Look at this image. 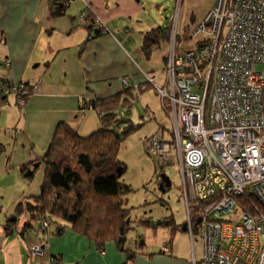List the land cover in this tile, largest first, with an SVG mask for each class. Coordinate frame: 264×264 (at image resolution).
<instances>
[{
    "label": "built area",
    "instance_id": "built-area-1",
    "mask_svg": "<svg viewBox=\"0 0 264 264\" xmlns=\"http://www.w3.org/2000/svg\"><path fill=\"white\" fill-rule=\"evenodd\" d=\"M189 34L210 39L168 55L167 84L154 86L168 100L170 138L146 136L145 150L167 163L176 154L203 264H264V0H214ZM193 202L206 203L194 220Z\"/></svg>",
    "mask_w": 264,
    "mask_h": 264
},
{
    "label": "crops",
    "instance_id": "crops-1",
    "mask_svg": "<svg viewBox=\"0 0 264 264\" xmlns=\"http://www.w3.org/2000/svg\"><path fill=\"white\" fill-rule=\"evenodd\" d=\"M85 3L104 22L110 34L86 41L87 31L72 18L85 8ZM211 4L200 10L201 19ZM143 15L142 0H72L65 17L53 15L51 0H0V30L4 35L0 42V81L38 86L23 109L22 129L30 137L26 143L33 150L29 162L42 158L59 122L68 123L80 134L100 125L96 111L80 110L87 101L109 99L122 93L125 78L138 87L147 77L156 80L160 69L164 73L161 61L154 60L153 67L150 66L154 53L149 60L141 53L142 35L150 30L138 19ZM158 54L156 58L162 56L161 52ZM10 105L9 96L0 98V114ZM15 112H11L12 116ZM33 225L38 228V224ZM177 233L170 235L169 232L170 255L161 254L158 247L147 249L144 243L141 247L137 243L141 236L133 234L134 241L126 244V248L136 252L128 264H194V261L200 264L202 253L198 259L194 254L177 255L172 244ZM7 234L5 226H0V245L6 242ZM19 234L27 251L33 245H45L41 257L45 259L40 264H125L127 261L126 254L113 242L107 243L100 254L86 238L71 231L58 234L55 226L41 231L37 239ZM13 243L20 261L23 249L20 250L15 240ZM36 258L31 256L32 264H36Z\"/></svg>",
    "mask_w": 264,
    "mask_h": 264
},
{
    "label": "rangeland",
    "instance_id": "rangeland-1",
    "mask_svg": "<svg viewBox=\"0 0 264 264\" xmlns=\"http://www.w3.org/2000/svg\"><path fill=\"white\" fill-rule=\"evenodd\" d=\"M55 1L56 0H51V5L52 2ZM142 3L145 15L138 18L142 25L144 24L145 27L149 29L170 26L172 28L171 36L173 37V34H178L177 39L173 40L171 37L169 42L164 45L165 47H162L163 49L161 51H163L165 54L164 57H166L170 54L172 49L174 52L180 53L188 46H194L195 43L189 38L186 27L188 26L189 29L194 28L201 20L202 16L200 15L202 13L200 10L206 9L211 3L212 6L214 0H142ZM89 7L88 5V8ZM90 10L93 11L91 7ZM95 17L100 28L105 31L106 25L104 22L97 15H95ZM79 22L80 24H85L86 20H80ZM174 29L176 34L173 31ZM161 51L153 52L155 56L151 58L150 66L153 67L155 63L154 60H158V62L161 61V56L160 58H156V55L158 56V53ZM142 55L144 54L142 53ZM5 66L7 68L10 67L9 63H6ZM150 71L153 70L150 69ZM158 72L160 74L155 77V81L165 86L167 75L163 73L161 69ZM14 88L17 89V95L15 96L12 94V96H9L11 105L7 110L3 109L0 114V126L4 125L0 127V226H3L8 220L13 219L11 217L19 202H23L24 200L32 201L33 199H31V197L39 195L44 177V167L40 160H37L30 169L25 171L21 169V165L23 166L25 163H30L28 158L29 155L33 153V150L32 147L26 143L27 139L30 137L27 133H24L22 129L24 107L18 105L17 101H22L27 98L29 94L36 93L38 91V86H29L26 83L9 85L5 81H0V98L5 99L6 95L4 91L6 89ZM145 109H147V111ZM13 110L16 111L14 113L15 116L11 114ZM120 111L121 114L133 120L134 123L142 125L137 132L130 134L121 143L119 148L118 157L126 168L120 180L131 190L130 193H127L124 203L126 207L132 208L131 220L134 222L133 225L128 228L129 231L125 235L126 241L124 246L126 247V244L129 245L130 241L131 244L133 243V234L136 233V237L141 236L139 244L144 243V247H147V249L158 247L161 254L170 255V229L161 225V222L160 225H157V223L167 217L173 218L177 224L185 223L186 210L179 164L177 156L173 151L175 159L168 163H166L165 160L162 162L160 161V164L165 166H163V169L159 170L157 167L159 163L157 162L155 164L154 158L150 157L145 151L143 138L158 132L159 126H162L163 135L159 133V136L163 139H167L172 129L171 120L168 114L163 110L160 97L154 92L152 87L151 90H147L145 93L141 94L138 99L136 98L134 100L130 109V114L127 115L126 109L122 107ZM99 128L100 125H98L95 130L86 131V133L81 132V136H88ZM35 132L38 134L37 131ZM10 152H12V154ZM161 175H166L171 182V186L165 188L164 192L160 190V185L157 183V177H161ZM242 215L243 213L240 212V216ZM25 218L26 216L23 215L18 219L15 230L7 234L6 242L0 245V264H32L30 260L32 256L30 253L31 251L30 249L27 251L24 248L22 242L23 238L19 234ZM139 220L148 221L150 225L147 227H145V225L139 227L136 225ZM33 223L39 224L37 219L34 220ZM134 229L135 233L133 231ZM40 233L41 230L36 226V228H29L28 232L25 234L26 238L28 236L30 238L36 236L37 239ZM14 240L16 244H20V250L23 249L20 261L19 255L16 254V245L13 243ZM201 243L199 232L193 235V239H191L189 232L183 234L178 232L172 241L174 248L178 252L177 255H184L186 253L189 255L194 254L196 259H198L202 253V261L200 264H203L204 250ZM164 245L167 246L168 252H163L161 250V247ZM191 245L193 248H191ZM120 251L122 252V250ZM43 256V253L39 254V252H37L36 264H40L41 260L45 259V257L43 259L41 258ZM45 261L47 262L48 260L46 259ZM47 264H49V262H47Z\"/></svg>",
    "mask_w": 264,
    "mask_h": 264
},
{
    "label": "trees",
    "instance_id": "trees-1",
    "mask_svg": "<svg viewBox=\"0 0 264 264\" xmlns=\"http://www.w3.org/2000/svg\"><path fill=\"white\" fill-rule=\"evenodd\" d=\"M71 2L72 0L52 2L53 15L65 17ZM81 14H83V20H86L85 24L79 22ZM72 18L75 19L79 27L87 31L86 41L110 34L107 27L105 31L100 28L95 13L90 10V7L88 8V5ZM171 31L172 28L169 26L152 28L143 33L140 50L147 60L150 59L153 52H159L165 47L164 45L172 37ZM187 31L189 34V30ZM3 36V32L0 30V42ZM172 38L173 40L177 39L178 35L176 34ZM209 39L207 37L204 41L197 37L196 40L192 41L195 43L194 46H201L203 43H207ZM184 51L174 52V54L176 53L175 55L178 56ZM161 53V62L166 74L169 56L164 57L163 51ZM123 84L122 93L109 99H92L80 107V110L91 108L97 112L100 128L95 132L88 136H81L76 128L66 122H59L56 125L49 146L40 158L44 167L40 193L31 197L32 201L24 200L17 204L11 217L16 218V221L4 224L8 233L15 230L18 219L25 215L27 220L22 225V234L28 232L29 228H34L33 222L37 219L39 221L38 229L41 231L47 230L49 226H55L58 234L71 231L94 244L99 253L104 252L105 245L109 242H113L118 250L120 249L121 245L118 240L126 235V229L130 228L134 222L131 220L132 208L126 207L124 203L127 193H130L131 190L120 180L126 168L118 157L119 148L130 134L137 132L142 126L121 114L120 108L126 109L127 115L130 114L134 100L147 90H151L152 87L160 97L163 110L166 113L169 111L168 100L162 97L154 86L160 83L153 78L147 77L146 82L138 87L131 84L129 78H125ZM7 96H12V94ZM27 98H25V104ZM25 104L21 107H24ZM159 127L158 135L162 132V126ZM169 138L170 136L166 140ZM152 158H154L155 164L159 163V165L157 164L159 170L163 169L165 165L160 164V161L163 160ZM35 163L36 161H32L21 165L22 171L33 167ZM118 173L120 177H118ZM161 182L160 177H157V183L160 185ZM205 204V202H199V204L193 202L191 206L193 220L198 217L201 206ZM43 222L47 223L46 227L41 225ZM160 222L161 225L170 229V235L179 232L182 227V225L176 226L171 217L164 218ZM136 225L147 227L150 223L139 220ZM137 243L139 244V241ZM138 244H136L135 249L139 246ZM141 245L143 246V244ZM34 246L45 247L42 243ZM122 252L126 254L127 261L125 264H128L132 261L136 251H131L124 246Z\"/></svg>",
    "mask_w": 264,
    "mask_h": 264
},
{
    "label": "water",
    "instance_id": "water-1",
    "mask_svg": "<svg viewBox=\"0 0 264 264\" xmlns=\"http://www.w3.org/2000/svg\"><path fill=\"white\" fill-rule=\"evenodd\" d=\"M118 177H120L119 173H118ZM160 179H161L162 182L160 183L159 187H160V190L164 192L165 188H168V187L171 186V182H170V179L166 175H161ZM14 221H16V218H13V219L9 220L8 222H14ZM199 223H200V219H198L195 224L199 225ZM157 225H160V221L157 223ZM186 230H187L186 229V224H183L181 229H180V231L182 233H185ZM128 231H129V229H126L125 234H127ZM125 241H126V236H124L121 239H119L118 242L121 244L120 250H123Z\"/></svg>",
    "mask_w": 264,
    "mask_h": 264
},
{
    "label": "flooded vegetation",
    "instance_id": "flooded-vegetation-1",
    "mask_svg": "<svg viewBox=\"0 0 264 264\" xmlns=\"http://www.w3.org/2000/svg\"><path fill=\"white\" fill-rule=\"evenodd\" d=\"M210 8H211V7H210ZM210 8H209V9H210ZM207 12H208V11H207ZM207 12H206V13H207ZM204 16H205V15H204ZM196 25H197V24H196ZM186 28H187V30H189V32H190V31H192L195 27L192 28V29H189L188 26H187ZM173 31H174V33L176 34V31H175V30H173ZM173 36L175 37L176 35L173 34ZM172 51H173V49H172ZM173 52H174V51H173ZM173 221L176 222L174 219H173ZM175 224H176V226H178V227H179L180 225H182V224H177V223H175Z\"/></svg>",
    "mask_w": 264,
    "mask_h": 264
},
{
    "label": "clouds",
    "instance_id": "clouds-1",
    "mask_svg": "<svg viewBox=\"0 0 264 264\" xmlns=\"http://www.w3.org/2000/svg\"><path fill=\"white\" fill-rule=\"evenodd\" d=\"M183 224H185V223H182V225H183ZM186 229H187V227H186ZM186 232H188V231L186 230Z\"/></svg>",
    "mask_w": 264,
    "mask_h": 264
}]
</instances>
